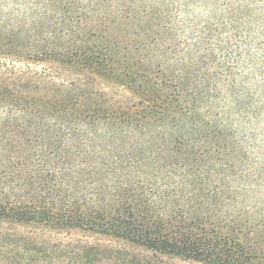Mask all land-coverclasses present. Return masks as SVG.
I'll use <instances>...</instances> for the list:
<instances>
[{
    "label": "trees",
    "instance_id": "1",
    "mask_svg": "<svg viewBox=\"0 0 264 264\" xmlns=\"http://www.w3.org/2000/svg\"><path fill=\"white\" fill-rule=\"evenodd\" d=\"M0 39V264H264V0H0Z\"/></svg>",
    "mask_w": 264,
    "mask_h": 264
},
{
    "label": "rangeland",
    "instance_id": "2",
    "mask_svg": "<svg viewBox=\"0 0 264 264\" xmlns=\"http://www.w3.org/2000/svg\"><path fill=\"white\" fill-rule=\"evenodd\" d=\"M0 40L3 41V39H0ZM15 66H17L18 69H21L24 65H23V63H16ZM44 66H46L45 63L37 64L36 69L37 70H41V68L44 67ZM52 76H54V75H51V77ZM49 81L53 82L55 84H57L59 82L57 77H52L51 79H49ZM108 86L109 85H107V84L106 85L105 84H103V85L102 84H97L96 88L98 87L99 89H102V90H105V91H110ZM122 98H124V97L122 96ZM122 98H121V96L118 97V95H116V98L114 97V100H116V99L117 100H123Z\"/></svg>",
    "mask_w": 264,
    "mask_h": 264
}]
</instances>
